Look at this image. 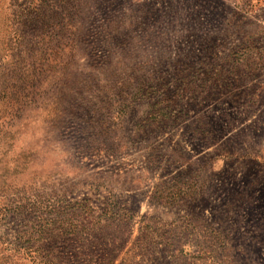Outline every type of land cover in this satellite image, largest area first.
I'll return each instance as SVG.
<instances>
[{
	"label": "rangeland",
	"instance_id": "rangeland-1",
	"mask_svg": "<svg viewBox=\"0 0 264 264\" xmlns=\"http://www.w3.org/2000/svg\"><path fill=\"white\" fill-rule=\"evenodd\" d=\"M0 264H264V0H0Z\"/></svg>",
	"mask_w": 264,
	"mask_h": 264
}]
</instances>
